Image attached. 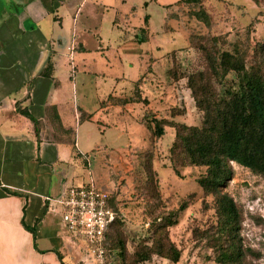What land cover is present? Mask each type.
<instances>
[{
  "label": "crops",
  "instance_id": "crops-1",
  "mask_svg": "<svg viewBox=\"0 0 264 264\" xmlns=\"http://www.w3.org/2000/svg\"><path fill=\"white\" fill-rule=\"evenodd\" d=\"M156 2L0 0V264H92L53 199L99 178L104 189L114 186L119 152L131 146L132 113L151 106L152 34L175 20L168 14L178 1L159 23ZM140 79L149 105L119 103ZM23 111L39 122V136ZM116 126L118 134H108ZM117 135L129 141L115 152Z\"/></svg>",
  "mask_w": 264,
  "mask_h": 264
},
{
  "label": "rangeland",
  "instance_id": "rangeland-1",
  "mask_svg": "<svg viewBox=\"0 0 264 264\" xmlns=\"http://www.w3.org/2000/svg\"><path fill=\"white\" fill-rule=\"evenodd\" d=\"M177 1L157 0L156 4L153 3L151 10L155 14V22H164L165 7ZM204 4L214 22L212 29L188 17L185 10L186 15L179 12L180 19L166 22L152 34L151 54L158 64L152 75L147 76L151 81L147 80L146 85L151 106L144 111L145 106L140 105L142 110L137 108L133 111L131 146L119 152L120 160L116 158L114 186L105 187L116 195L114 204L122 218L112 234L118 231L127 244L125 257L108 250V260L114 264H134L131 256L140 245H150L153 239L165 238L166 235L182 252L179 264H221L218 261L221 249L228 244V239L218 233L217 195L205 193L199 184L205 168L189 165L181 151L170 154L175 137L173 129L167 128L163 139L157 142L152 140L149 129L141 121L145 114L150 113L171 120V111L176 107L182 113L174 120L192 126L202 125L204 114L195 105L187 79L182 77L180 81H175L170 75L173 58L181 64L182 76L203 72L206 79L199 81L197 86L212 81L213 89L220 94L225 90L240 91L246 73L264 75V52L260 48L264 44V0H204ZM194 7L191 6L192 9ZM173 9L176 11L177 7ZM192 34L208 35L203 37L202 47L197 46L200 50L191 46ZM212 35H216V40ZM225 51L245 62L246 73L231 72L225 77L218 75L221 73L220 59ZM200 100H204L203 94ZM120 128L113 127L108 134H118ZM114 138L110 148L115 152L120 147L125 148L129 141L127 136L120 138L117 135ZM142 154L146 156H140ZM173 159L179 175L171 167ZM94 163V175L99 177L98 159ZM105 163L107 168H111ZM152 163L158 179L149 172ZM228 164L233 174L221 192L228 194L236 203L238 245L245 254L242 264H264V177L238 162L230 161ZM95 183L102 188L107 184L105 179L100 178ZM158 191L165 198L164 203ZM182 204H186L187 209L179 211L178 224L162 230V219L171 211H178ZM156 231L158 233L155 234ZM144 264L172 263L155 256L151 262Z\"/></svg>",
  "mask_w": 264,
  "mask_h": 264
},
{
  "label": "trees",
  "instance_id": "trees-1",
  "mask_svg": "<svg viewBox=\"0 0 264 264\" xmlns=\"http://www.w3.org/2000/svg\"><path fill=\"white\" fill-rule=\"evenodd\" d=\"M176 6L177 11L172 13L169 11L170 18L180 19L179 12L186 15L185 10H187L188 17L203 23L207 29H212L214 26L204 5V0H179ZM191 6H195V9H192ZM191 10L194 12L191 13ZM205 36L208 35L192 34L190 36L191 46L200 50ZM212 36L216 40V35ZM260 48L264 52V44ZM219 65L221 73L218 75L220 77H225L231 72L246 73L245 62L228 51L222 53ZM51 70L52 60L49 58L47 70L42 74L50 75ZM181 70V64L176 58H173L170 75L175 81H180L182 77L187 79V87L191 91L195 105L204 114L202 125L192 126L175 120L158 118L151 113L144 116L143 122L149 129L152 140L157 142L163 139L167 128L173 129L175 138L169 149L170 154L181 151L186 155L189 165L205 168V173L200 178L199 184L205 193L217 195L218 233L221 237L228 239L227 246L221 249L218 261L221 264H242L245 254L238 245L239 226L236 203L228 194L222 193L221 188L226 186L233 174V170L228 164L230 161L238 162L264 177V75L246 73L245 83L240 91L225 90L223 94H220L216 89H213L212 81L209 84L203 83L197 86L199 81L204 82L206 79L203 72L182 76ZM143 83L144 79L137 81L133 95L119 100V103L122 105L129 103L149 105V99L144 97ZM201 94H203V101L200 100ZM23 112L34 121L36 133L39 136V122L28 112ZM181 113L175 107L171 111V116L175 118ZM140 156L145 157L146 154ZM171 167L179 175L174 159L171 162ZM149 172L156 179L159 178L153 163ZM145 174L148 177L147 172ZM158 194L162 196L160 191ZM115 201H117L116 195H112L111 205L116 211V217L107 233L106 248L116 252L119 257H125L127 253L126 241L121 239L118 231L115 235L112 234L122 219L115 207ZM162 202H165L164 197ZM186 209V204H182L178 211L176 210L174 213L171 211L167 217L162 219L164 224L161 229L167 230V228L178 224L179 211L181 213ZM173 217L176 219L173 220ZM155 256L166 259L172 264H179L182 252L166 235L165 238L153 239L150 245H140L132 254L131 261L134 264H144L151 262Z\"/></svg>",
  "mask_w": 264,
  "mask_h": 264
},
{
  "label": "built area",
  "instance_id": "built-area-1",
  "mask_svg": "<svg viewBox=\"0 0 264 264\" xmlns=\"http://www.w3.org/2000/svg\"><path fill=\"white\" fill-rule=\"evenodd\" d=\"M53 200L61 208L67 230L87 243L94 264H114L106 248L107 233L116 217L112 194L92 181L64 187Z\"/></svg>",
  "mask_w": 264,
  "mask_h": 264
}]
</instances>
